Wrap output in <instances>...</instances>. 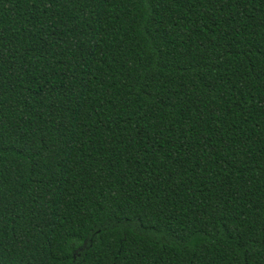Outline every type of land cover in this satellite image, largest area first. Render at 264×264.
Here are the masks:
<instances>
[{
    "label": "trees",
    "instance_id": "obj_1",
    "mask_svg": "<svg viewBox=\"0 0 264 264\" xmlns=\"http://www.w3.org/2000/svg\"><path fill=\"white\" fill-rule=\"evenodd\" d=\"M0 264H264V0H0Z\"/></svg>",
    "mask_w": 264,
    "mask_h": 264
}]
</instances>
